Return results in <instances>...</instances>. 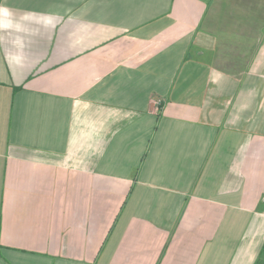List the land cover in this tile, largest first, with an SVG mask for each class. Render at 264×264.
<instances>
[{
  "label": "crops",
  "instance_id": "0c3cea01",
  "mask_svg": "<svg viewBox=\"0 0 264 264\" xmlns=\"http://www.w3.org/2000/svg\"><path fill=\"white\" fill-rule=\"evenodd\" d=\"M0 264H264V0H0Z\"/></svg>",
  "mask_w": 264,
  "mask_h": 264
}]
</instances>
